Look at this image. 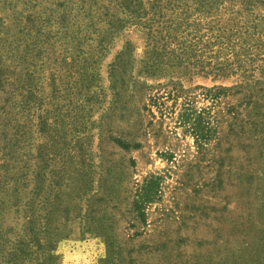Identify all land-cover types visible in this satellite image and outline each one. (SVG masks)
<instances>
[{
	"label": "rangeland",
	"instance_id": "1",
	"mask_svg": "<svg viewBox=\"0 0 264 264\" xmlns=\"http://www.w3.org/2000/svg\"><path fill=\"white\" fill-rule=\"evenodd\" d=\"M128 1L0 0V264H264V0Z\"/></svg>",
	"mask_w": 264,
	"mask_h": 264
},
{
	"label": "trees",
	"instance_id": "2",
	"mask_svg": "<svg viewBox=\"0 0 264 264\" xmlns=\"http://www.w3.org/2000/svg\"><path fill=\"white\" fill-rule=\"evenodd\" d=\"M128 0H123V3L121 2L119 4V8L124 11L122 13H126V11H130L132 14L135 13L134 10H132L129 6V4L127 6H124V3H128ZM115 15H111V17L109 18V22L107 23L108 25L111 24V27L116 28L117 30H114L115 32H119L120 30H122L126 23L127 20L118 18L116 20V17H114ZM116 25V26H115ZM103 44V43H102ZM0 71L2 72V77H0V84L2 85H6L9 84L11 85L10 81L7 79L8 78V73H6L4 71V69L1 67ZM182 120L186 123H190V128H191V132H193L195 138L197 139V142H199L202 139H205L204 137H206V135H208L209 131L208 128L205 127H201L198 123V117H194L191 113L189 112H185L184 115L181 116ZM120 143V142H119ZM122 145V144H121ZM157 182L156 181H151L149 184H147L145 187H143L141 189V193L138 196L137 201L135 202V208L136 211L138 213V215L141 217L142 221H144L143 219V213H142V209L143 206L149 202H151V200L153 199V193H155L154 188L157 187Z\"/></svg>",
	"mask_w": 264,
	"mask_h": 264
}]
</instances>
